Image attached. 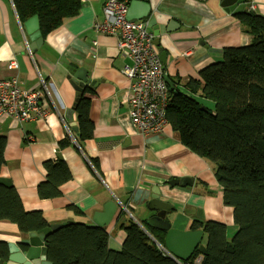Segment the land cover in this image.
<instances>
[{
	"label": "crops",
	"instance_id": "1",
	"mask_svg": "<svg viewBox=\"0 0 264 264\" xmlns=\"http://www.w3.org/2000/svg\"><path fill=\"white\" fill-rule=\"evenodd\" d=\"M107 1L82 0L78 16L66 19L37 49L13 1L0 0V80L14 74L9 67L15 61L21 88L44 90L41 106L46 112L45 118L23 124L8 116L0 118V136L7 140L0 181L14 186L25 210L41 211L50 225L92 224L96 214L112 213L109 208L118 204L111 221L103 227L110 234L109 248L115 252L122 251L126 232L120 225L129 219L151 237V230L162 232L147 224L155 215L149 208L154 200L170 205L165 220L176 231L192 230L194 221L234 225L233 211L224 206L223 190L209 163L186 148L170 125L159 135L143 136L131 124L126 103L130 81L121 73L129 61L118 48L117 36L94 29L104 20ZM249 1L255 7L253 12L264 16V0ZM221 2L150 0L152 12L142 22L150 25L155 19L160 25L158 50L165 54V74L169 79H180L182 91L190 78L221 61L225 48L252 42L236 16L222 9ZM171 21L177 24L168 33ZM148 31L153 32L149 27ZM62 59L74 68L85 69L97 84L86 94L95 126L93 137L81 144L78 132L71 127L73 123L78 127L75 110L71 121L66 118L68 110L74 108L76 91L67 79L69 72ZM65 140L69 143L62 147ZM57 159L65 161L72 179L61 187L59 198L40 199L38 185L47 177L44 165ZM184 178L191 179L192 185H171ZM22 238L25 235L15 224L0 222L4 244Z\"/></svg>",
	"mask_w": 264,
	"mask_h": 264
},
{
	"label": "trees",
	"instance_id": "2",
	"mask_svg": "<svg viewBox=\"0 0 264 264\" xmlns=\"http://www.w3.org/2000/svg\"><path fill=\"white\" fill-rule=\"evenodd\" d=\"M12 1L22 25L38 17L43 38L78 16L82 8V0ZM235 16L252 38L249 45L225 48L222 60L190 78L185 91L179 89L180 79H170L175 88L170 89L168 123L186 148L212 166L224 206L232 209L237 227L230 240L225 223L194 221L191 229L203 232L206 254L197 249L181 264H264V16L253 11ZM89 89L74 107L80 144L93 137L95 128L86 98ZM6 143V137L0 136V172ZM68 143L65 140L61 146ZM44 167L47 177L38 185V196L59 198L61 187L72 179L70 170L62 159L47 161ZM0 222L15 224L25 236L50 226L41 211H26L17 189L1 181ZM120 226L126 232L121 252L109 248L105 228L75 222L47 237L48 260L52 264H179L156 243L165 246L164 232L151 230L152 238L132 219ZM4 246L0 241V249Z\"/></svg>",
	"mask_w": 264,
	"mask_h": 264
},
{
	"label": "built area",
	"instance_id": "3",
	"mask_svg": "<svg viewBox=\"0 0 264 264\" xmlns=\"http://www.w3.org/2000/svg\"><path fill=\"white\" fill-rule=\"evenodd\" d=\"M128 5L129 0H108L103 10L104 20L97 22L94 29L117 36L118 48L129 61L121 73L130 81L126 103L131 124L143 136L159 135L169 125L170 88L165 81V67L155 45V35L142 21L127 18ZM9 69L14 74L0 80V118L8 116L20 124L45 118L46 112L41 106L44 90H23L18 64L13 61ZM158 246L167 254L164 247Z\"/></svg>",
	"mask_w": 264,
	"mask_h": 264
},
{
	"label": "water",
	"instance_id": "4",
	"mask_svg": "<svg viewBox=\"0 0 264 264\" xmlns=\"http://www.w3.org/2000/svg\"><path fill=\"white\" fill-rule=\"evenodd\" d=\"M251 2L249 0H222L221 7L227 13H232L233 15H238L240 13H249L251 11ZM152 12L150 0H129L128 5V15L127 18L131 21H142L150 16ZM150 25L147 28L153 30L155 35V45L160 46V36L161 30L160 25L157 24L155 19L150 20ZM176 21H171L167 26V32H171V27L176 26ZM24 28L35 42L37 49H41L44 39L40 32L38 17H33L28 20L24 25ZM161 59L163 63L166 62L165 54H161ZM62 65L68 70V81L73 89L76 91L75 103L84 95L87 88L96 87L97 84L92 81L88 72L85 69H77L69 65V63L62 59ZM165 81L169 88L173 90L175 88L174 84L170 81L168 76H165ZM76 104H74L75 107ZM206 109V107H203ZM74 113V108L69 109L66 113V118L71 121L72 114ZM74 132L78 131L76 124H71ZM171 185H180L181 187H186L192 185V180L189 178H184L181 180H174ZM112 213L107 210L103 213L96 214L92 224H87L90 228L104 227L106 223H109L118 208V204L113 205ZM149 208L155 213L151 217L147 224L153 228H156L165 233V246L164 251L173 259L181 262L188 261L194 252L198 249L203 255L206 254V249L204 245L201 244L203 239V232L201 230H190V231H176L171 229V223L165 220V214L170 205L162 203L161 201L154 200L150 203ZM107 221H106V220ZM73 222H66L62 224H53L41 232H33L22 238L18 242L4 244V248L0 249V264H52L47 257V237L65 227ZM156 242V240H154ZM159 245L158 242H156Z\"/></svg>",
	"mask_w": 264,
	"mask_h": 264
},
{
	"label": "rangeland",
	"instance_id": "5",
	"mask_svg": "<svg viewBox=\"0 0 264 264\" xmlns=\"http://www.w3.org/2000/svg\"><path fill=\"white\" fill-rule=\"evenodd\" d=\"M200 100H204V99H200ZM236 232H237V227L235 225L230 224L229 226H227V236L230 240L235 236Z\"/></svg>",
	"mask_w": 264,
	"mask_h": 264
}]
</instances>
